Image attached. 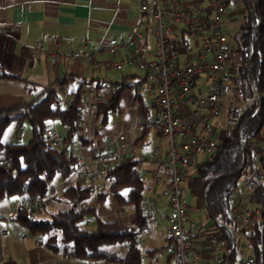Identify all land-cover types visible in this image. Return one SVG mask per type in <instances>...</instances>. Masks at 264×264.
<instances>
[{"label":"trees","instance_id":"trees-1","mask_svg":"<svg viewBox=\"0 0 264 264\" xmlns=\"http://www.w3.org/2000/svg\"><path fill=\"white\" fill-rule=\"evenodd\" d=\"M239 1L244 8V21L233 39L228 40L237 101L228 108V116L235 118L237 124L230 127L224 138L217 140L214 154L195 166L196 175L202 181L204 205L209 217L221 223L219 229L228 250L232 245L228 195L237 193L241 188L240 179L245 181L247 177L251 165V160L247 159L251 157L250 144L264 139V0ZM175 43H184V40H175ZM0 76L16 78L3 72L1 65ZM76 78L65 74L42 87L31 100L0 108V200L21 196L23 200L30 201L46 195L35 205H18L13 217L24 227L27 235L42 239L43 244L53 252L66 249L72 256L81 259L143 264L139 237L146 230L151 214L144 211L145 181L139 172L140 160L130 155L103 169L100 179L107 186L103 190L100 184L96 185L98 180L93 183L80 171L77 154L54 147L45 134L50 127L48 121L57 120L65 127V138L76 140L82 146L92 145L94 149L97 147L94 139L103 135L101 128L108 123L110 113H123V92L135 88L136 82H126V77L110 82V98L96 105L93 138L87 139L77 122L82 93L91 88L87 85L93 82L95 89L99 88L102 81L99 78L81 79L65 105L60 101L58 89ZM134 97L141 105V125L146 131L145 120L150 110L140 94ZM24 121L30 125V138L21 142L18 139ZM13 124V139L5 141L6 130ZM143 138L144 135L137 142ZM255 166L264 178V157H260ZM71 177L72 183L62 189L57 198L58 184ZM123 188L127 189L126 193L120 192ZM109 193L118 205L132 206L134 217L130 221H108L99 215L97 203L104 201ZM91 198L95 199L94 204L89 202ZM55 199L64 205L51 210L48 207ZM251 199L260 213L253 215L245 243L258 260L264 244V179L251 192ZM85 218L93 221V228L81 225ZM169 240L168 245L171 244L170 237ZM117 244L125 247V251L110 248Z\"/></svg>","mask_w":264,"mask_h":264},{"label":"crops","instance_id":"crops-1","mask_svg":"<svg viewBox=\"0 0 264 264\" xmlns=\"http://www.w3.org/2000/svg\"><path fill=\"white\" fill-rule=\"evenodd\" d=\"M193 1L183 0V4L192 7ZM224 1H226V9L223 31L226 36L232 32L234 36L237 30V20L241 17L244 21V8L239 0ZM230 3L234 7L231 13H229ZM226 19L228 20L226 21ZM152 24V18L139 11V0H0V65L3 72L16 77L0 76V108L20 105L31 100L42 87L65 74L74 75L77 78L63 87H59L60 98L70 99L72 89L77 87L83 78L86 80L99 78V81H102L99 88L95 89V82L87 87L94 88L97 93L107 99L110 98L112 92L111 81L126 77V82H140L145 88L146 72L142 76L122 72L118 74L117 71L104 70L91 63L68 56L58 57L57 53H66L70 49L82 50L84 42L94 46L110 37L129 39L138 32L140 35L137 37L133 49H119L115 58H123L134 52L150 59L155 50ZM168 27L167 34L171 48L180 58L188 50L195 51L197 49L204 33V30H201L200 33L188 37L186 27L182 23L171 22ZM56 37L60 40L59 44H55ZM175 40H184V43L176 44ZM108 57L106 53L98 54L99 59ZM207 58L211 59V56ZM141 78L144 79L141 80ZM208 80V75H200L193 88L194 92L204 93ZM130 89L125 90L121 98L123 117L119 122L113 124L114 128L106 130L108 131L107 137L103 133L101 137L94 139V143L97 146H106V153L111 162L115 155L122 152L135 155L140 160L138 166L145 181L144 195L157 198L158 202L157 212L151 215L146 230L139 237V246L144 249L142 250V262L143 264H168V254L162 255L163 257L159 259L160 256H157V253L159 248H166L170 242L166 219L169 206L167 199L160 196V186L154 181V175H164L165 169L162 163L147 160V156L152 151H156L163 158L166 157L167 143L155 130L146 125V131H143L142 108L134 97L135 94L139 95L140 93L134 87ZM140 95L144 102L145 95L149 96L152 107L149 113H152L154 110L153 97L144 92ZM177 107V110L185 115H191L194 110L200 111L201 114L206 113L205 108L196 107L192 101ZM222 111L223 115L226 112V116H224L226 121L228 110L222 108L220 112ZM218 115L209 119L207 127L199 130V133L210 136L209 132L212 130L219 131L222 135L229 132L230 127L227 123L225 128L219 126ZM132 118H134L135 127L141 128V134L135 138H131L127 132L132 125L130 121ZM94 121V111L88 109L84 113L81 123V131L87 139L93 138ZM52 122L54 123V121ZM53 123L50 126L55 129ZM13 133H11L12 136ZM120 133L126 134L127 141L112 142V139ZM142 135L144 138L137 142V139ZM79 147L78 154L82 161L90 160L92 145H79ZM203 159L201 151L192 158L189 176L182 185V200L187 204L188 223L193 224L191 235L194 248L208 250L211 242L206 233L213 228V220L210 219L211 222L207 225L200 223L203 218L200 213L201 209H206V207L202 181L196 175L195 169L196 163ZM80 171H82L81 167ZM68 185L67 183L64 188ZM120 192L126 193L127 189L123 188ZM238 192H245L244 186ZM22 200L21 196H10L0 200V264H119L96 259L76 258L66 249L58 252L49 250L43 244L42 239L27 235L24 227L14 219V209ZM95 202L94 199L90 203L94 204ZM97 209L99 215L108 221H130L134 217L132 206L118 205L114 201L112 193H109L104 201L97 204ZM207 216H209L208 212ZM109 218L114 219L110 220ZM86 223L88 226L93 225L91 219H88ZM124 251L125 247H123ZM162 251L159 252L162 253ZM205 254L207 255V253Z\"/></svg>","mask_w":264,"mask_h":264},{"label":"built area","instance_id":"built-area-1","mask_svg":"<svg viewBox=\"0 0 264 264\" xmlns=\"http://www.w3.org/2000/svg\"><path fill=\"white\" fill-rule=\"evenodd\" d=\"M192 7L183 4V0H139V11L148 14L153 21L152 32L155 39L154 55L150 59L136 53L116 59L119 49L132 50L140 33L136 32L129 39L110 37L91 46L84 42L82 50H69L57 53L58 57L68 56L103 68L120 71L126 64L144 69L147 74L146 86L136 82L138 93H147L153 97V112L145 120L147 127L155 130L167 143V156L161 157L156 151L147 156L150 162L164 165V175L155 174L154 181L160 186V196L168 201L169 212L166 215L171 244L166 246L169 256L168 264H264V244L258 260L245 243L253 222V215L259 214V207L252 201L251 192L263 181V175L256 169L260 157H264V139L250 144L251 165L244 182L245 192L229 193L231 203V237L232 245L228 250L222 240L219 229L220 222L212 221L213 228L206 233L211 242L208 250L195 249L192 239L193 224L188 223L187 204L182 200V185L189 176L192 158L201 151L204 158L214 154L217 140L212 136L199 133L207 127L209 119L218 115L222 108L234 106L236 101L235 78L231 66L230 44L223 31L226 9L224 0H194ZM182 23L186 27L188 37L204 30L202 40L195 51L188 50L180 58L171 48L168 37L169 23ZM55 38V44H59ZM106 53L108 58L99 59L98 54ZM211 56V59L207 57ZM208 75L204 93H196L193 88L197 78ZM107 98L95 91L86 89L81 97V111L77 122L81 125L84 113L88 109L94 111L98 103ZM63 104L69 99L60 98ZM192 101L198 108H205L206 113L194 110L185 115L177 110L178 105H186ZM227 125L232 127L237 120L227 117ZM20 128H23L21 126ZM46 136L58 149H67L76 154L79 144L76 140H68L63 134L48 127ZM125 142L127 136L120 133L112 139ZM106 146L98 145L92 149L90 160L82 161L78 155V164L91 182L102 177V170L112 162L130 156L122 152L114 156L111 162L107 156ZM239 193V194H238ZM35 197L30 201L22 200L18 205H35L45 198ZM144 211L154 214L158 209L157 198L144 195ZM207 253V255L205 254ZM230 254V255H229Z\"/></svg>","mask_w":264,"mask_h":264},{"label":"rangeland","instance_id":"rangeland-1","mask_svg":"<svg viewBox=\"0 0 264 264\" xmlns=\"http://www.w3.org/2000/svg\"><path fill=\"white\" fill-rule=\"evenodd\" d=\"M230 6H229V13H231L232 11H233V5H232V3H230L229 4ZM231 9V10H230ZM228 19H226V21H227ZM241 23H243V21H242V19H241V17L237 20V23H236V33H237V31L239 30V28H240V25H241ZM235 33V34H236ZM227 38H228V40H232L233 39V32H232V34L231 33H229V35H227ZM125 73V74H135V75H137V76H142V75H144L145 74V70L144 69H140V68H138L137 66H134V65H129V64H126L120 71H117V73L119 74V73ZM109 76H111L112 77V75H109ZM135 78V77H134ZM130 90H132V89H130ZM145 104L148 106V108H149V110H151V103H150V98H149V96L148 95H145ZM139 107V106H138ZM227 110H228V108H227ZM139 113V112H138ZM223 111L222 112H220V114L218 115V119L217 120H219L220 121V123H219V126L221 127V128H225V126H227L226 125V121H225V117L224 116H226V112H225V114L223 115ZM123 114V113H122ZM122 114H119L118 112H112V113H110V115H109V119H108V123L104 126V127H102L101 129H102V132L104 133V136H106L107 137V133H108V131H106V130H110V129H112V128H114L113 127V124L114 123H117V122H119L120 120H121V118L123 117V115ZM136 118H137V116H136ZM130 121H131V124L132 125H130V127H129V129L127 130V132H128V134L130 135V137L131 138H135V137H137L138 135H140L141 133V128L140 127H135V123L133 124V122H134V118H132V119H130ZM53 123V122H52ZM51 123V121H48V125L50 126V124H52ZM53 125H54V127H55V130L58 132V133H60V134H63L64 132H65V127L64 126H62L61 124H60V122L59 121H54V123H53ZM22 126H23V129H22V131L20 132V135H19V141H21V142H26V141H28L29 140V138H30V125H29V123L27 122V121H24V123L22 124ZM51 127V126H50ZM14 129H15V126H14V124L13 125H11L10 127H8V129L6 130V133H5V135H4V140L5 141H9V140H12L13 138H12V135H11V133H13V131H14ZM54 129V128H53ZM228 132H226V134H227ZM226 134H220V132L218 131V132H216V131H210L209 132V135L210 136H212L213 138H215L216 140H218V139H222V138H224L225 136H226ZM80 152V147H78L77 148V150H76V154H78ZM78 155H80V154H78ZM145 175V174H144ZM73 177H71V179L69 178L66 182H64V183H61V184H58V186H57V191H56V193H55V196L57 197V198H59L60 197V192L62 191V189L64 188V186L68 183L69 185L72 183V181H73V179H72ZM104 180L103 179H99L98 181H97V183L98 184H100V186L103 188V190H105L106 189V184H103L102 182H103ZM244 179L243 178H241L240 179V181H239V183H240V185H241V187L242 186H244ZM100 187V188H101ZM13 197H15V196H13ZM92 200H94V198H91V199H89V202H91ZM193 204H194V202H192ZM98 204V203H97ZM107 204V203H106ZM64 204H63V202L62 201H57V199H55V200H53L52 202H51V204H50V206L48 207V208H50L51 210L52 209H56L57 207L59 208V207H62ZM201 215L203 216V218H202V221L200 222V223H203V225H207V223H209V222H211L210 221V217L209 216H207V210L205 209V208H202L201 209ZM90 220V218H85L82 222H81V225L82 226H84V227H87L88 229H90V228H93L94 226L93 225H87V223H86V221L87 220ZM110 220H112V219H114V218H109ZM118 219V218H117ZM212 220V219H211ZM194 221V220H193ZM160 247V246H159ZM111 249H113V250H116V251H119V252H123V246L122 245H120V244H117V245H115V246H111L110 247ZM142 250H144L143 248H142ZM161 250H163L162 251V253L161 252H159V251H161ZM167 254V250H166V248H163V247H161V248H159V250H158V253H157V256H160L159 257V259H161L164 255H166ZM163 255V256H162ZM152 260H154V259H152Z\"/></svg>","mask_w":264,"mask_h":264}]
</instances>
